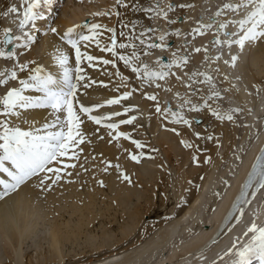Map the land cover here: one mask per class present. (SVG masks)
Instances as JSON below:
<instances>
[{
	"label": "bare ground",
	"instance_id": "bare-ground-1",
	"mask_svg": "<svg viewBox=\"0 0 264 264\" xmlns=\"http://www.w3.org/2000/svg\"><path fill=\"white\" fill-rule=\"evenodd\" d=\"M21 1L23 0H0L1 36L3 29L5 27L15 29L14 26L18 25V29L16 28V32L18 34L17 37H19V39H17L16 37L15 39L16 42L20 41L21 39H24L26 34H28L27 26H25L23 29L19 27V21L20 19H22L23 8L25 7V5L24 3H22L21 9L18 11L19 14L12 13L9 11V9L13 6H16V4H18ZM56 1H60V0H52V3L50 5H45L42 0L41 5L45 7V15L53 14L52 6L56 4ZM107 1L116 2V0H107ZM152 1L153 2L151 4L152 5L151 9L153 10L156 1L159 0H152ZM93 2L94 0H81V3L83 4L84 7L93 6L92 5ZM135 2L136 1L129 0L127 4H125L124 1H121V4L124 3L125 5L119 7L118 10L119 18H117L116 21L117 28H115L114 32H109L108 29L110 27L107 26L102 21L96 23L102 25L101 28L96 30L98 35L93 40L87 41V43L90 44V47L91 49H93L95 54L100 52L99 48L101 46L103 47L111 46L112 36H115L116 43L118 42L121 36H123V38L122 41L119 42V44L124 42L128 43V40L126 38L128 36H126L125 29L128 25L129 20L132 18L130 16L136 13L134 6L137 3ZM206 2L207 0H196L194 5L195 12L201 14L197 19L202 25L209 22V16H211V14H215L214 9L219 8V6L222 7V5H224L225 3L240 4L241 0H219V2L216 5H214L216 3L214 2V0H209L208 3L212 5L210 7L212 10L210 12H208L209 9L207 11L206 5L208 4ZM163 3H164L163 4L164 8L163 9L161 8L160 10L163 11L164 13L167 10V6L165 5L166 2ZM97 4L99 5V3ZM144 10L145 9H142V11ZM251 10L252 9L250 5H244L240 7L239 18L242 19ZM232 11L233 10H229L230 13ZM218 12L222 14L221 11ZM81 14H83L81 13V11L75 13H69V14H66L64 12V18L57 20L56 26L61 28L66 26H72L73 24L83 20ZM221 14L217 16V23L218 22L226 23L234 30L235 26L232 27L233 25L229 23V19H225L224 17H222L223 15ZM98 16L102 20L107 19L106 15H98ZM45 17L46 16H42V20H45ZM170 18L171 17H169V19ZM114 19L115 17L113 18V21ZM188 22H189V26H187L188 23H186L185 24L186 26L184 25L185 27L184 28L182 27L181 29L182 31H185V28L188 27H190V30L193 29V27H191L194 25L193 19L191 21L188 20ZM75 26L82 28V26H78V24H76ZM213 26L217 27L216 24H213L209 29L210 30L213 29L214 28ZM41 28L43 27L41 26ZM236 29L240 37L243 34V30H241L239 27H237ZM91 31L92 29L90 28V32L88 35L91 34ZM121 33H123V35H121ZM218 33L219 31L217 32V34L214 35H218V39L222 41V43H220L221 45L217 44L216 46L218 45L223 46L224 49L223 48H221L223 50L219 49L221 51V56L216 58L215 61V66H217V70L215 69L214 64L211 62V59H209V57H207L205 54L206 51L204 49V44H203L204 39L199 38L197 35H195L197 37L192 35V37L195 38L189 45L188 54L190 53V59L192 58L194 62L192 63V65H189L187 63L185 64L181 63L182 65H180V61L182 60V58H184V56H180V53L177 54L175 48L171 47L172 45L171 46L169 45L170 48L169 46L167 47L169 48V51L168 50L162 51L159 48H156L155 51H157L158 49L159 50L154 54L151 53L150 55L152 62L153 61L154 63L158 62L156 66L153 63L154 67L160 68L162 66L163 64L162 60L163 61L166 60V55H167L166 52L168 51L167 53H169L170 56L171 55L173 56L172 57L173 63L174 61H176L174 65L170 64V62L168 63V61H170V58H168L169 60L167 61V63L168 65H171L170 69L168 70L171 71L177 70V73L173 72L175 74L174 76H170L168 78L166 77L163 79H159L158 77H154V76L148 77V79L151 78L153 79V82H151L152 84L150 85V87L152 86L153 88L152 93L150 94L148 92H142V94L144 93V96L146 97V100L148 102L140 104L142 110L141 112L135 113L136 111H132L131 109L130 111H128V113L124 114L127 117V119H129L130 117H135V119L131 124L128 125L120 124L119 122L123 119H119L118 116L111 115V113L117 111V109L122 110L124 108L123 105L125 101H122L119 104H115L113 106L112 105L107 106V108L102 107L98 112L94 111L93 114H96L95 116L105 117V119H103L100 124H96L94 121L87 120L86 117H82L81 124L83 125L80 126L79 130L82 129V131L80 132L84 135V142L82 144L76 145L75 148H70L68 157L60 158L61 160H63L65 164H74L76 165L75 167L65 168L64 171L61 173V179L57 181L55 184H51L50 187L48 185L51 183V181H45L44 185L40 184L39 181L40 179L43 178L44 174L38 173L37 176L32 177V179L28 184L24 185L23 187L20 186L14 192H11L9 195L3 198H0V263H2L3 259L5 261V257L6 258L8 257L9 258V260L7 261L8 264H21L26 254V251L22 248L23 244L29 242L31 244L37 245V243L41 244L43 241L48 243V250L45 249L47 250L46 251L47 256L40 259L49 260L50 263L61 264L64 256L66 255L64 252V247L67 244H73V245H75L76 243L78 244L79 241H82L83 244L84 243L87 244L90 247V250L92 251L98 250L99 252L102 251L103 249H111V247L116 246V248L111 249L110 252H108L107 250L104 251L101 254V256H99L98 258H91L89 260L87 259L88 261L86 260V262L84 263L78 262L79 264H122V263L132 264L130 262L133 261L134 263V260L140 261L148 257L150 259L152 258L151 256L154 253L155 255L153 257L155 258V261L158 262L160 258L156 254L161 251L160 248L162 246L167 247L166 248L167 254L165 258L159 260V263L161 264L180 263V261H178L177 259L180 257L181 253L185 252L188 248L192 247L194 243H196L204 235V232L201 229H200L201 231L197 229L200 225L202 226L201 224L202 221H200V218L204 216V213L206 212L205 210L208 207L207 205L212 203L216 206V209L214 210L211 209V211L208 213L207 216L208 222H210L209 224H214V221L219 220L220 218L221 213H219L220 212L219 210L226 203L228 197L233 193L234 184L236 181L235 177L230 176L231 179L228 178L229 173H226V169L220 170L221 168L219 167V164L221 163L219 162V159L221 158L219 156L221 155L218 154L216 148H210V150L212 149L211 153H206L204 155L201 154V156L198 155L197 153L196 154L198 156L195 154V149L199 151V149L208 146L210 144L209 141L211 140H213V144L218 146L219 145L218 142L226 138L227 140H229L228 143L227 142L226 143L230 145L232 150V151L224 152L226 153L224 157L229 159L228 161H230V163L227 161L229 163V165H226L227 170H230L229 169L230 165L233 166V162L237 161V158L240 157V162L237 161L239 162L240 165H238V167L236 168L237 170L239 168V172H242L241 170L243 166L244 167L250 166L252 157L255 155V153L257 152V150L260 148L261 144L264 141V130H261L260 128L261 131L259 133L255 132L258 129V127L261 126L260 122H264V120L263 121L258 120L259 119L258 117L260 116L259 114L260 104H264V90H261V85H260L264 81V79H259V77H261V74L264 73V39H257L250 41L249 43L245 44L243 47H241L239 44L237 45L233 44L227 46L226 45L227 43H223V41L232 39L234 36L233 35L225 36L223 34V38H222V36H220V34ZM177 34L178 32H176V35ZM209 36L210 35H208L207 38H205V42L209 40L207 44L210 46L212 42H210ZM148 37L150 38L151 35H149ZM97 40L99 41V44L96 43ZM149 40H146L147 41L146 44L149 45V49H154V47H151V45H153V42L152 41L149 42ZM58 41L59 40L57 39L56 36H52L47 39H44L42 41L43 43L41 47L36 48L35 46L34 48H31L28 54L29 56L28 57L29 62L27 63L28 68L26 69L28 71L31 70L30 73L34 74L32 70L35 68L36 64L41 63L48 69V71L54 72V66L50 63V59H53L57 53H60L61 48L63 49V46H61V44H59ZM178 42L179 44H181L184 41L181 39V37H179ZM168 43H170V40H168ZM129 46L132 48V45L130 43ZM85 47L88 48V46H85V44L84 46L80 45L81 51H85L86 50ZM42 48L43 50H46L44 55H42L41 52H39V49ZM64 48H65L64 52L66 53L65 55H67L69 59L73 58V54L71 50L65 45ZM197 48H199L200 51L198 52L195 51V49ZM0 49L5 51L3 49L1 41H0ZM133 52L135 51L132 50V53ZM237 52L239 55L237 54ZM125 54H127V52ZM60 55L62 54L60 53ZM233 56L237 58L234 62L232 60ZM106 59L111 60L109 57H107ZM224 60H227V62L225 63ZM159 61L161 65L159 64ZM146 64L148 65V63ZM112 65L114 67V64ZM193 65H197L198 67L194 68ZM201 65L203 66L201 67ZM154 67L152 68L154 69ZM147 70L149 71V69ZM162 71L167 72V70H162ZM214 71L216 73L218 72V74L224 79L223 81H225L224 83H226V87L229 94L230 95L232 94L234 98H236L239 101H243L245 104H250L252 111L256 113L255 116H252V114H249L247 112L245 121L250 120L249 122H252L253 125H250L249 127L248 126L244 127L245 130L243 131V134H241L240 136H238L239 134L237 133V125H238L236 123L237 120L233 121L234 119L233 120L231 119L232 120L231 122L228 121L222 122L221 124L224 123L222 126L224 130H226V133L225 134L222 133V131H220L217 128L223 136H219V134H217L215 135L216 136L215 137L214 135L211 134V132L208 131L200 132V128L203 129V127H208L207 125L208 123H206V115L204 113L205 111L202 112L201 109L199 108L196 110V114H197L196 116L203 118V123L200 125H197L195 123L194 117L189 116L190 117L189 118L188 116H184L185 113L183 114V112H185L183 110L185 106L181 101H179L178 97L179 95H182L184 91H188V90L195 91L193 88L194 84L198 85L197 88L198 90H196V93L199 92L197 95L200 96L199 98L201 97L202 99L205 97L207 98V93H209L210 95V92L217 93L214 91V89H216V86L214 85L213 79L211 77L213 75L211 73L215 74ZM88 73L90 74L91 72ZM111 73H112L111 76L103 77V78L102 76L93 74L91 78L87 77L84 80L86 82L87 85L86 89H88L87 91L90 98L101 102L104 99H108L110 97L112 98L121 97V93L119 91L120 88L126 89L125 91L127 92L133 89V94L131 95V97L134 99L133 102L139 103L140 95L135 94V92L138 91L135 88V84H134L136 82V79L135 78L132 79L131 75L125 71H116L115 69H111ZM173 73L170 74L172 75ZM41 75H45V74L41 72ZM142 76H141L142 78L140 77L139 78L145 81L146 76H144V73ZM20 77L21 74L17 76V78ZM207 77H210L211 79L209 80L207 79ZM108 86H112L111 89H114L111 90L110 93H107L106 91V87ZM107 89H110V87H108ZM116 89H118V91H115ZM43 95L44 94H40L41 97ZM149 95H155L157 99L155 101L149 100L148 99ZM168 100H170L172 103L171 107L165 106ZM194 102L195 101L193 100V103ZM157 104L159 106L163 104V107L161 108L162 110L163 108H170L171 112H176L179 115L183 116L185 119H188L191 122L190 126L184 124L185 126L183 125L181 129L178 128L179 126H175L180 123L174 122V118L172 117L171 112L164 113L163 118L166 117V122L165 121L163 122V119L161 121L160 113L162 112L158 113L156 111ZM77 105L78 104H76L75 107L78 113ZM216 110L217 111L219 110L221 113H223L225 115L224 117L229 116L228 114L229 109L225 110L224 112V110L218 107V109ZM14 112L20 113L18 117H22V116L26 117L25 121H27V128H31L28 125L29 123L31 126L36 127L43 124L44 122H48L50 120L53 121L55 119V115H57L54 114L53 110L50 107L21 109L19 108V106H17ZM59 115L64 116L66 114H59ZM11 116L13 118L16 117L17 115L13 114ZM141 117H144L145 119L142 122L143 125L139 122V119ZM137 118H138V124L136 123ZM162 122L164 123V126L170 124V122L171 124L173 123V126L171 128L169 127L170 129L167 128L168 130L167 129L165 130L160 125L162 124ZM108 123H116L119 125V127L116 129H109L107 127L102 129V127H105V125H107ZM14 124L15 121L13 122V124L12 122H10L11 126H13ZM218 124L220 125V123ZM129 126L132 128L131 131H138L139 134H143L144 132L142 130L145 131L146 129L145 133L147 132V136H146L147 138L141 135V137H145V138L137 139L144 145L143 148H137L136 145L133 143L134 139L125 138L123 136L117 137L115 139L113 138L116 137L117 132H125L129 134L128 132L130 131V129L128 128ZM157 127H158V132H156ZM161 127L163 128V131L162 130L159 131L160 129H162ZM22 128H23L22 130L26 131V128L24 126H22ZM173 128L176 129L175 132L172 131ZM198 128L199 130H197ZM223 128L221 127V130ZM54 129H59V128L57 126H54L49 128L48 129L49 131L43 128L36 135H46L48 132H58L57 130L53 131ZM217 129L214 131L218 133L219 131ZM197 132L200 133L199 136L195 135V133ZM98 133H99V138L97 135ZM208 137H211V139H209ZM214 140L218 142L215 143ZM182 141H188L190 144L193 145V147L191 148L185 147V144L182 143ZM250 141H251L250 146L253 145V147H249L248 144V148L246 147L247 148L246 151L243 152V149L245 148L244 146L246 145L245 142L248 143ZM223 142L224 141H222L220 145H222ZM226 143L224 145H226ZM213 144L210 145L212 146ZM153 146H156V153L147 157L146 159L145 158L142 159V157H145L144 152L146 147H148L149 150L152 152L154 148ZM220 147L222 148V146ZM218 150H220V148ZM72 151L77 152V157L74 158L71 156ZM134 151L137 152L135 155L140 156L139 162L133 161L130 158L129 153L134 154ZM141 153H143L142 156L140 155ZM235 155L236 158H234ZM191 156L193 157V159H191ZM217 156L219 159L217 158ZM190 159L192 160L191 164H193V166L189 169L179 172V168H181L182 163L186 162L187 160L189 162ZM167 160L168 161L174 160V162L178 166V167L176 166L178 168V171H174L173 169H171L174 178V181L172 180L174 189L172 187L171 188L175 190V192H173L174 195H177L178 197L179 196L178 194H180L179 197L182 196L181 197L182 204L180 205V208L179 207L177 208L176 212L173 214V217H169L167 221L160 223L157 229L156 230L154 229V231H152L153 234L152 233L147 234L142 239L138 241H134L130 245V246H135L136 248L141 246V250L135 249L136 251L132 255H129L130 257L127 258L123 257L122 259H120L118 258L117 255L119 253H122L121 251L123 250V248L119 249L117 247V244L125 243V241H127L126 239L129 236L131 237V235L136 232L138 226L144 220L145 215L148 214L152 209H154L153 206L155 205L154 203L155 199L153 200V198L155 197V189L158 186V183L160 182L158 178H160L164 170L167 169L165 166L167 163L164 164L165 161ZM231 160L233 161L232 163ZM6 164H8V166H11L9 162H6ZM161 164L163 165L160 166ZM116 165L120 166L119 169L116 167ZM200 165H206L208 168H206V166L205 167L203 166L205 171L203 169L202 172L197 173L196 172L197 169L195 166L199 168ZM52 166L59 167L61 165L57 164L56 162H53ZM105 168H107L108 170L104 171ZM175 172H177L178 178H176L177 174H175ZM69 173H71V175H69ZM122 173L128 175L131 182L123 180L121 175ZM225 174H227L226 177L228 178V180L233 181L234 184L231 186V188L227 189L226 192L224 193L221 192L222 193L220 194L221 198L220 196H216V193L215 195H212L211 191L213 190L211 189L217 188L214 191L219 190L217 184L220 185L222 188L225 187L224 180L223 181L221 180L222 179L221 177H225L223 176ZM48 175L52 177V179H55V176H53V174L49 173ZM0 179H7L10 181V178L7 177L6 173H0ZM84 179L87 180V182L85 181L87 184L83 182ZM157 180L159 182H157ZM101 181L103 182L102 184L100 183ZM83 185H85L84 188H81ZM0 191H3V185H0ZM209 197L210 198L215 197V200L212 201V199H209ZM134 199L136 201L140 199L142 200L144 199L145 202L143 205L135 204L136 202ZM113 209H114L113 213L115 216L108 219L109 220L108 221L106 218L107 215L109 214L107 213L111 212V210ZM183 210H185V212L182 214ZM65 214H67L66 215L67 217H65L66 219L60 220L62 215ZM120 216L122 217V221L120 220L118 221ZM112 220L113 222L117 223L116 230H118L119 232L118 235H116L114 231H112L111 228ZM98 222H100V227L98 231H93L94 229L92 230L89 228L97 224ZM192 227H196L195 229L196 232L193 233V235L190 234L192 236L190 238H187L188 240L184 241L185 243L183 244L184 247H182V249L179 248L182 251L181 252L180 250L178 251L177 248H175L176 246L175 247L173 246L174 244L173 241H176V239L178 240L181 238L182 231H185L187 233L189 228L194 230ZM157 235L158 237H156ZM122 246H125V244L121 245V247ZM195 258H198V256L197 255L192 256L190 259L186 258L184 261H192ZM155 261L153 263H155ZM166 261H169V263H166Z\"/></svg>",
	"mask_w": 264,
	"mask_h": 264
},
{
	"label": "snow or ice",
	"instance_id": "snow-or-ice-1",
	"mask_svg": "<svg viewBox=\"0 0 264 264\" xmlns=\"http://www.w3.org/2000/svg\"><path fill=\"white\" fill-rule=\"evenodd\" d=\"M42 0H23L25 7L23 8L22 19L19 21V27L23 29L26 25L31 24L35 27V22L41 18V13L37 11L40 8ZM45 5H50L52 0H43ZM117 3H121V0H117ZM244 5H250L251 11L247 13V15L238 20L231 21V23H237L239 28L243 30V34L238 39H228L223 41V43H227L229 45L239 44L241 47L245 45V41H253L257 39H264V0H241L240 4L233 3H225L223 5V9H238ZM135 7V6H134ZM171 5H169V9L171 10ZM179 7H191V5L181 4ZM12 13H18V9L13 6L9 9ZM146 11L151 12L152 9H146ZM19 14V13H18ZM165 17L167 13H162ZM221 13L217 12L216 15L219 16ZM96 15H107V13H96ZM251 25L250 27H246L247 25ZM212 26V21L201 25L204 28H210ZM227 25L225 23H219L218 27L223 29ZM100 24H92L91 25V34L90 35H81L79 40L72 38V34L75 31V27L68 28L63 36H61L62 40H65L69 45H71L72 49L75 50V63H76V79L77 81L85 80V76L82 75L83 69L80 67L82 59H87L89 62H92L97 59L92 55H87L81 52L79 41H91L97 35V29L101 28ZM51 31L55 33L57 30L52 28ZM109 32H114L115 30L112 28L108 29ZM198 34L201 33V28L198 27L193 30ZM11 29H4V43L7 45L12 42V36L9 35ZM27 35V34H26ZM123 35V33H121ZM143 35V34H141ZM235 36V33H232ZM19 39V37H17ZM32 37L29 35L28 40L31 41ZM161 41L164 40V36H160ZM144 43L143 40L140 41ZM99 44V41H96ZM216 43H222L218 38ZM120 48H126L128 45L121 43L119 45ZM151 47H164L163 44L156 45L153 44ZM106 51L112 52L114 55H118L116 53V38L115 36L111 37V47H107ZM195 51H200L199 48L195 49ZM16 56L15 51L5 52L0 49V57L14 58ZM133 57H136V53L133 52L132 56L119 55V59L124 62L125 65H129ZM237 58L235 56L232 57L233 62ZM58 63L64 67L68 63V56L61 55L57 57ZM182 63L187 62V57L182 58L180 61ZM176 63V61H174ZM103 64H115L114 60H103ZM166 67H171V65H167ZM19 68L24 70L28 68V64H20ZM145 71L144 76L146 77H158L159 79H163L168 75L167 72H150L147 70V65H144ZM134 73H139L140 69L134 67ZM41 69L39 67L32 70L34 74L30 75L28 79H22L19 81L20 87L10 88L5 95L0 97V105H3V110L0 112V115L8 116V115H17L20 113L14 112V110L19 106L21 109H30V108H48L50 107L55 115L54 123L51 125L46 124L45 127H54L57 124L62 125V128L58 132H48L46 135H34L31 131H24L20 127L11 126L10 122L5 120H0V173H6L7 177L10 178V181L7 179H0V185H3V191H0V198H3L9 195L11 192L17 190L25 181H28L29 178L37 176L38 173H43V178L40 179V184L44 185L45 181H51L48 185L55 184L57 181L61 179V173L65 168L75 167L74 164H65L63 160L60 158L68 157L70 148H75L76 145L82 144L84 142V135L79 131L80 125L82 123L80 116L77 113V109L75 105L78 103L77 97V83L72 82V76L70 75V70L67 67H64L63 80L57 81L55 77L51 74L41 75ZM0 76H3L4 79H0V84H6L8 79H17V73L15 70L10 72V75L5 76V73L0 72ZM207 79H211L207 77ZM31 81V82H30ZM87 86V85H85ZM159 86V85H157ZM25 89H36L38 92H42L44 95L41 96H28L24 94ZM132 95V92H124L123 95L119 98H113L106 101L107 104H119L122 99H127ZM215 96H219V93H213ZM149 100L155 101L157 97L155 95H149ZM185 103H190V101H186ZM99 107L100 105H96ZM196 106L192 105V110H195ZM125 112H128L129 109L125 108ZM156 111L158 113H169L171 112L170 108H164L163 110L157 104ZM212 114L217 116L220 119H223V116L212 109ZM79 112L89 114L88 119L94 121L96 124H100L105 117H99L90 115L92 112L91 107H87L83 104H79ZM64 115V120H61V115ZM112 116L121 115L119 112L111 113ZM172 117L174 118L175 123H183L185 125L190 126L191 122L188 119H185L183 116L179 115L176 112H171ZM135 117H130L127 120H121L120 124H131ZM227 119L231 120L232 116L229 115ZM66 127V131L64 130ZM109 129H116L119 127L116 123H108L106 125ZM173 132L176 131L175 128L172 129ZM196 136H199L200 133H195ZM123 136L125 138H131L128 133L117 132L116 137ZM211 139V137H208ZM133 143L137 148H143L144 145L138 141L134 140ZM185 144V147H193L188 141H182ZM131 160L139 162L140 156L129 153ZM141 156L143 153L140 154ZM72 157H77V152H71ZM195 158V157H194ZM264 159V157H262ZM6 162H9L11 166H8ZM53 162L61 165L59 167H54ZM119 169V165H116ZM264 168V164L261 165ZM108 169L105 168L104 171ZM51 173L55 176V179H52L48 174ZM71 175V173H69ZM123 180L131 182L130 178L126 174H121ZM264 175V173H262ZM103 183L102 181L100 182ZM249 233H253L251 238V243L244 246L242 250H238L239 262L238 264H250L249 257L251 255H258L261 264H264V227H258L256 223H252V225L248 229Z\"/></svg>",
	"mask_w": 264,
	"mask_h": 264
},
{
	"label": "rangeland",
	"instance_id": "rangeland-1",
	"mask_svg": "<svg viewBox=\"0 0 264 264\" xmlns=\"http://www.w3.org/2000/svg\"><path fill=\"white\" fill-rule=\"evenodd\" d=\"M117 1V0H116ZM124 2H125V4H127V2L129 1V0H123ZM131 1V0H130ZM133 1H136L135 3H137L136 5H135V11H136V13L135 14H133L132 16H130V17H132L130 20H129V22H128V25H127V27H126V29H125V31H126V36H128V37H126L127 38V40H128V43L127 42H125V44L126 45H128V47H126L125 49L124 48H120L119 49V52H118V55H125V56H131V53H132V50H134L135 52H137L136 54L138 55V57H137V55H136V57H133V59L131 60V62H130V66L129 65H125V64H121V62H118L119 64H117V66H116V69H119V71H127L131 76H135L136 77V75H138L141 71H142V74L139 76V77H141L142 75H143V73H144V71H145V68H144V65H147L146 63H148V65H147V69H149V71H154L155 69H162V70H167V73H168V75L166 76L167 78L168 77H170V76H174L175 74L173 73V72H175V73H177V70L176 71H174V70H168V69H170V67L169 68H167L166 66L168 65V63L170 62V64H173L174 65V63H173V59H172V55L170 56L169 55V53H167L168 51H169V48H170V46L171 47H174L175 48V44L173 43V40L171 39V38H169V36L170 35H168L169 33V30H168V27H169V25H168V22H169V20H171V18L169 19V17H172L171 16V14H177V15H175V23L177 24V25H182V26H180L179 28H180V30L182 29V27L184 28L186 25V23H188L187 24V26H189V22H188V20L190 19H194L195 18V16L197 15V13L195 12V2H196V0H185V1H188V2H185L184 0H180V2H177L176 3V5H178L179 3H180V5L181 4H184V5H187V3L189 4V5H191V7H183V8H181L180 7V9H176L177 10V12L175 11V12H173V13H171V11H172V7H171V10L169 9V1L170 0H163V2H166V6H167V10H166V13H167V16L165 17L162 13H163V11H161L160 9L162 8H164V5L163 4H161V7L159 6V10H158V16H156V17H154L152 14H150L151 12H149L148 13V11H146V9L148 8H150L149 6H151V1H149V0H133ZM159 1H161L162 2V0H159ZM190 1V2H189ZM208 1L209 0H207V4L208 5H206V8H207V11H208V9H209V11L208 12H210L212 9L210 8L212 5H210V3H208ZM219 2V0H214V2H216L214 5H216L218 2ZM153 2V1H152ZM96 3V4H95ZM97 3H99V5L97 4ZM115 3L116 2H108L107 0H94V2L92 3V5L93 6H90V7H84L83 6V4L81 3V0H78V3H76L75 1H74V4L73 5H71V3H70V1H68L67 3H65V5L63 6V8H62V13L60 14V17L58 18V20L59 19H61V18H64V12L66 13V14H69V13H75V12H79V11H81V13H83V14H81V17L84 19L85 17H87L88 16V14H90V15H92L93 13H107V15H106V18L107 19H104V20H102V19H100L99 18V16L97 15V16H93L94 18H96L97 19V21H96V23H99L100 21H102L103 23H105L106 24V22L108 21V24L110 25H108V24H106L107 26H109L110 28L112 27V29H115V27H116V24H115V19H114V21H113V18L115 17V15H116V12H117V8H116V6H115ZM146 3V4H145ZM79 4V5H78ZM124 3L123 4H121V5H119V7H121L122 5H125ZM139 4V5H138ZM153 5H154V3H153ZM96 6V7H95ZM99 6V7H98ZM147 6V7H146ZM194 6V7H193ZM138 7V8H137ZM141 7V8H140ZM193 7V8H192ZM140 8V9H139ZM191 8V9H190ZM213 8V7H212ZM142 9H145L144 11H142ZM188 9V10H187ZM90 10V11H89ZM154 10V9H153ZM229 10V9H228ZM186 11V12H185ZM191 11V12H190ZM239 11H240V8H238L236 11H232L231 13L229 12V16H225L223 13L221 14V15H223L222 17H224L225 19H229V18H231V19H233V20H239L240 18H239ZM119 12V11H118ZM147 12V13H146ZM53 13V12H52ZM178 13H180V14H178ZM194 13V14H193ZM183 14V15H182ZM136 15V16H135ZM169 15V16H168ZM173 15V16H174ZM180 15V16H179ZM187 15V16H186ZM117 16V15H116ZM120 16V15H119ZM138 16V17H137ZM149 16V17H148ZM153 16V17H152ZM134 17V18H133ZM167 17H168V19H167ZM185 17H186V20H185ZM119 18V17H118ZM155 18H156V20H155ZM152 19V20H151ZM164 20V21H163ZM195 20H196V18H195ZM57 21V20H56ZM113 22V23H111V22ZM117 21V20H116ZM161 21H162V23H161ZM185 21V22H184ZM229 22H231V20L229 19ZM96 23H94V24H96ZM171 23V22H170ZM230 24H232V23H230ZM236 24V23H235ZM232 24L233 26L232 27H234V31H236L237 29V27H239V25L238 24ZM130 25V26H129ZM185 25V26H184ZM248 26H250V24L248 25ZM247 26V27H248ZM162 27V28H161ZM214 27V26H213ZM117 28V27H116ZM214 28H216V27H214ZM214 28H213V30H214ZM210 30V29H209ZM128 31V32H127ZM160 31V32H159ZM163 31V32H162ZM232 31H233V28H232ZM127 33H128V35H127ZM137 34V35H136ZM141 34H143V35H141ZM149 35H151V37L149 38L148 36ZM164 36L165 37V35H166V37H165V39L163 40V41H161L159 38H160V36ZM196 35V34H195ZM136 37V38H135ZM150 39V40H149ZM141 40H143L144 41V43H141L140 41ZM146 40H149V42L150 41H152L153 42V44H156V45H160L161 43L164 45V43L165 44H169L168 46H169V48H167L168 46H164V47H158L160 50H162V51H166V50H168L167 52H166V54L168 55H166V60H162V62H163V64H162V66L160 67V68H157V67H154V64H155V66H156V64H158V62H155L154 63V61L152 62V60H151V53H153L154 54V52H155V49L157 48V47H154V49H149V45H147L146 44ZM168 40H170V43H168ZM130 41V42H129ZM210 42H211V40H210ZM129 43L132 45V48L129 46ZM181 44H183L184 45V42L183 43H181ZM137 46V47H136ZM36 48H39V45L38 46H36ZM165 48V49H164ZM178 48V47H177ZM184 48H186L185 46H184ZM127 49H128V51H127ZM129 49H131V50H129ZM164 49V50H163ZM180 49V46H179V48H178V50ZM40 50V49H39ZM127 52V54H125L126 52ZM184 51V49H180V52H183ZM29 52V51H28ZM121 52V53H120ZM247 52V51H246ZM188 53V52H187ZM29 54V53H28ZM177 54H178V52H177ZM186 54V53H185ZM156 55V54H155ZM189 55V57H190V53L188 54ZM25 56V55H24ZM145 56H147V57H145ZM148 56H149V59H148ZM180 56H184L183 54L181 55L180 54ZM185 57V56H184ZM168 58H170V61H168L169 59ZM137 59V60H136ZM147 59V60H146ZM172 59V60H171ZM151 61V62H149V61ZM143 62V63H141V62ZM161 61V60H160ZM160 61H159V64H160ZM165 61H166V63H165ZM167 61H168V63H167ZM133 62V63H132ZM138 62V63H137ZM146 62V63H145ZM161 62V63H162ZM7 63V62H6ZM154 63V64H153ZM182 62H180V65H182V64H185V63H182ZM186 63H188V61L186 62ZM194 63V62H193ZM141 66H140V65ZM152 66H151V65ZM12 66V65H14V63H12V64H9V65H6L7 67H9V66ZM126 67H125V66ZM133 65V66H132ZM161 65V64H160ZM189 65H192V64H189ZM128 66H129V69H128ZM164 66H165V68H164ZM0 67H1V64H0ZM131 67V68H130ZM134 67H136V68H139L140 69V72L139 73H134L133 72V68ZM149 67V68H148ZM152 67H154V69L152 68ZM161 71V70H160ZM171 71V72H170ZM215 72V71H214ZM9 74V70H6V72H5V74ZM91 73H94V72H91ZM170 73H173L172 75L170 74ZM216 73V72H215ZM135 74V75H134ZM90 75V74H89ZM219 75V74H218ZM220 76V75H219ZM143 77V76H142ZM166 77H164V78H166ZM221 77V76H220ZM222 78V77H221ZM134 79V78H133ZM136 79V78H135ZM259 79H264V73L263 74H261V77H259ZM137 81H142V79H136ZM145 80L146 81H148L149 83L150 82H153V79H148V77H146L145 78ZM152 80V81H151ZM224 79L222 78V82H223V85H226V83H224L225 81H223ZM264 82V81H263ZM261 83L260 85H261V90H264L263 88H264V83ZM142 83H144V82H142ZM135 84V83H134ZM152 83H150V85H151ZM149 85V86H150ZM6 86H7V83L6 84H0V97H2L3 95H5V93L8 91L7 89H6ZM194 86V85H193ZM108 87H110V89H107ZM108 87H106V91H107V93H110V91L111 90H114V89H111L112 88V86H108ZM194 88V87H193ZM198 88V87H197ZM153 88H152V86L151 87H149L148 88V90H152ZM109 90V91H108ZM195 90V89H194ZM198 90V89H197ZM106 91H105V93H106ZM147 90H146V88H144L143 89V92H146ZM142 92V91H141ZM152 92V91H151ZM187 92V94H188V96H194V97H197V98H189L190 100L191 99H193V100H196L197 102H200V101H208V103L210 104V106H209V108H214V109H218V107L219 108H221L222 110H224V112H225V110H228L229 109V112H228V114L229 115H231V109L230 108H226V109H223L224 108V106H225V102L223 103L222 102V100H221V103H217V102H213V101H215V100H213L212 99V97H208L209 96V93H207V98L205 97V98H203L202 99V97L201 98H198V93L199 92H197L196 93V90L195 91H184L183 93H186ZM195 92V93H194ZM213 92V91H212ZM227 92V91H226ZM182 93V94H183ZM214 93V92H213ZM213 93H211L210 92V95L211 94H213ZM227 93H229V92H227ZM136 94V93H135ZM181 94V93H180ZM194 94V95H193ZM137 95H140V97H139V105L140 104H143V103H146V102H148L147 100H146V98H145V96L142 94V93H138ZM144 96V97H143ZM136 97V96H135ZM143 97V98H142ZM218 97V96H217ZM181 98V95H179V97H178V99H179V101H181L182 103H183V101L180 99ZM211 98V99H210ZM132 98H130V97H128L127 98V100H124V99H122L123 101H125V102H127V101H130ZM146 100V101H145ZM193 100H191V101H193ZM196 101L194 102L195 104H196ZM122 102V101H121ZM141 102V103H140ZM219 102V101H218ZM213 103V104H212ZM242 103H244L243 101H242ZM184 104V106L186 107H184L183 108V110L185 111V112H183V114H184V116H190V114H188V112H187V110L186 109H188V107H187V103H183ZM186 104V105H185ZM245 104V103H244ZM115 105V104H114ZM205 105H206V102H205ZM216 105V106H215ZM221 105V106H220ZM247 105V104H246ZM250 105V104H249ZM251 106V105H250ZM131 106H129L128 107V109H129V111L131 110V108H130ZM242 109H243V106H242V104H241V106H240ZM3 105H1L0 106V111H2L3 109ZM121 109V108H120ZM124 109V108H123ZM122 109V110H123ZM200 109V108H199ZM105 110V109H104ZM118 110V109H117ZM182 110V111H183ZM203 110V109H202ZM201 110V111H202ZM217 111V110H216ZM104 112V111H103ZM218 113L220 112L219 110L217 111ZM241 112H242V110H241ZM247 110H246V108L244 107V109H243V112L242 113H239V115L241 116V118H243V122H242V129L241 128H238V121H236V123L238 124L237 125V133L239 134L238 136H240L241 134H243V131L245 130L244 129V127H246V126H250V125H253L252 124V122H250V125L248 124V122L250 121V120H246L245 121V117H246V114H247ZM204 113H206V112H204ZM161 114V113H160ZM220 114V116L222 115L223 117L225 116L223 113H219ZM163 115V114H162ZM238 115V116H239ZM232 116V115H231ZM164 117V116H163ZM260 117V116H259ZM258 117V118H259ZM190 118V117H189ZM227 117H224V119L223 120H221V121H219V122H214V121H212V123H211V120H213V118H212V115L210 114L209 115V119L207 120L208 122L207 123H209V124H211L212 125V135H214L215 136V134L217 133V132H215L214 130H216L217 128L220 130V131H222V133H226V130H224V128H223V124H221L222 122H224V121H228V122H231L234 118H233V116H232V120H229V119H226ZM240 118V117H239ZM163 119V118H162ZM162 119H161V121H162ZM165 119V118H164ZM262 119V120H261ZM258 120H260V121H263L264 120V118H260V119H258ZM233 121H235V120H233ZM248 121V122H247ZM164 122V121H163ZM162 122V124L164 125V123ZM165 122H166V119H165ZM214 122V123H213ZM168 123V122H167ZM218 123H220V125L218 124ZM245 123H246V125H245ZM162 124H160L162 127H163V125ZM166 125V124H165ZM168 125H170V126H168ZM184 125V124H183ZM167 126V127H166ZM166 126H164L165 128V130L168 128V129H170L172 126H173V123L171 124V122H170V124H167ZM175 126H179L178 128H180V124L179 125H175ZM185 126V125H184ZM161 127V128H162ZM170 127V128H169ZM221 127L223 128L222 130H221ZM129 129H130V131H128L129 132V134H130V136H131V139H134V140H137L136 138H135V134H133L132 132L133 131H131L132 130V128L129 126L128 127ZM182 128V127H181ZM180 128V129H181ZM203 128H205V127H203ZM167 129V130H168ZM217 129V130H218ZM126 130H128V129H126ZM154 130H155V128H154ZM163 131V128L162 129H160L159 131ZM197 130H199V128L197 129ZM203 129L202 128H200V132H203L202 131ZM218 130V131H219ZM239 130V131H238ZM144 133H145V131H146V129H145V131L144 130H142ZM218 132V134H219V136H223L222 134H221V132ZM142 132V133H143ZM156 132H158V127H157V129H156ZM215 132V133H214ZM140 134V137H139V139L140 138H145L146 136H147V132L145 133V134ZM98 135V138H99V133L97 134ZM139 135V134H138ZM141 135L142 136H145V137H141ZM217 135V134H216ZM147 138V137H146ZM226 138H224V139H222V141H224L225 143L227 142L228 143V141L229 140H225ZM148 140V139H147ZM150 140V139H149ZM221 140L218 142V141H215L214 140V142L215 143H217L218 142V144L220 145L221 144V142H222ZM223 142V143H224ZM209 143L210 144H213V140H211V141H209ZM222 143V145H220V146H222V148H223V146H224V148L222 149L219 145L217 146V145H215V144H213L212 146L209 144L208 146H206V147H204V148H206L207 150L209 149V152L208 151H205V153L204 154H206V153H211V150H210V148H216V150H217V152H218V154L219 155H221V156H219L221 159H219L218 158V156H217V158L219 159V162L221 163V164H219V167L221 168L220 170H224V169H226V173H229V172H233L234 171V169H236L237 170V168L236 167H238V165H239V162H237V161H232L231 160V163L233 162V166H231L230 165V170H227V167H226V165H229V163H230V161H228L229 159H227V158H225L224 156L226 155V153H224V152H227V151H232L231 150V147H230V145H228L227 143H226V145H224ZM148 144V143H147ZM150 144V143H149ZM245 144H247V142H245ZM249 144V143H248ZM247 144V145H248ZM216 147H215V146ZM246 145V147L248 148V146ZM228 147V148H226V147ZM220 148V150H218L219 148ZM246 148V149H247ZM147 150H149V148L148 147H146V149H145V152H144V155H145V157H142V159H146L147 157H149V156H151V155H153V153L151 152V154H146V152H147ZM219 151H220V153H219ZM198 154V155H200L201 156V154H200V149H199V151L198 150H196L195 149V154ZM196 154V155H197ZM204 154H202V155H204ZM217 154V155H218ZM197 155V156H198ZM222 156H223V158H222ZM234 158H236V155H235V157ZM191 159H193V157L191 156ZM190 159V161L188 162V160L186 161V162H183L182 163V165H181V168H179V172L180 171H183V170H186V169H189V168H191L192 166H193V164H191L192 163V160ZM226 159V160H225ZM238 159H240V157L238 158ZM225 160V161H224ZM229 163H228V162ZM167 163V164H166ZM226 163V164H225ZM164 164H166L165 166H166V170H164V172L161 174L162 176H163V174H164V176L162 177V176H160V178H158V180H160V182L157 180V182H159L158 183V186L156 187V189H155V197L153 198V200H154V203H155V205L153 206L154 207V209H152L148 214H146L145 215V218H144V220L142 221V223L138 226V228H137V230H136V232L134 233V234H132L131 235V237L128 239H126L127 241H125V243H123V244H125V246H122L121 247V245H123V244H121V243H119V244H117V247L119 248V249H121V248H123V250L121 251L122 253H119L117 256H118V258H120V259H122L123 257H125V258H127V257H130L129 255H132L136 250L135 249H139V250H141V246L140 247H138V248H136L135 246H130L134 241H138V240H140V239H142L145 235H147V234H150V233H152L153 234V232L152 231H154V229L156 230L157 229V227L159 226V224L160 223H162V222H165V221H167V219L168 218H166V219H162L161 218V216H163V215H165V214H169V215H171L173 212H176V210H177V208L179 207L180 208V205L182 204V200H181V197H179L180 196V194H178L179 196L177 197V195H174L173 194V192H175V190H173L174 189V185H173V181H174V178H173V174H172V172H171V169H173L174 171H178V166H177V164L174 162V160H172V161H165V163ZM189 164V165H188ZM191 164V165H190ZM163 164H161L160 166H162ZM171 166V167H170ZM177 166V167H176ZM203 166L205 167L206 165H200L199 166V168L197 167V166H195L196 167V169H197V173H200V172H202L203 171ZM162 168V167H161ZM177 168V169H176ZM206 168H208L207 166H206ZM236 170H235V172H236ZM204 171H205V169H204ZM171 174V175H170ZM175 174H177V172H175ZM166 175H168V176H166ZM226 175L227 174H225V175H223V176H225V177H221V178H223V180H224V182L225 183H227L226 181H228L229 182V180H228V178L229 179H231V177H230V175H229V177L227 178L226 177ZM177 177L176 178H178V174L176 175ZM218 178V177H217ZM225 178V179H224ZM87 179V178H86ZM169 179V180H168ZM173 180V181H172ZM87 182V180H83V182L85 183V184H87L86 182ZM163 182V183H162ZM170 182V183H169ZM172 182V183H171ZM160 183H161V185H160ZM163 185V186H162ZM84 186L85 185H83L81 188H84ZM173 189H172V188ZM217 187L220 189H223V191L225 192V190H226V186L224 187V188H222L220 185H218L217 184ZM162 188H164V189H162ZM172 190V191H171ZM157 191V192H156ZM222 191H220V190H218V191H211V194L212 195H215V193H216V196H219L220 194H222L221 193ZM223 192V193H224ZM165 198V199H164ZM176 198V199H175ZM179 199V200H178ZM209 199H212V201L213 200H215V197H213V198H210L209 197ZM135 200V199H134ZM138 201H139V203H138ZM138 201H136L135 200V204H140V205H143L144 204V199L142 200V199H140V200H138ZM165 202V203H164ZM206 211V210H205ZM114 209L113 210H111V212H109V213H107V214H109V215H107V220L108 219H110L111 217H114L115 215H114ZM151 213V214H150ZM171 213V214H170ZM51 215V214H50ZM67 214H65V215H62V217L60 218V220L62 219V220H64V219H66L65 217H67L66 216ZM64 216V217H63ZM109 216V217H108ZM121 218V219H120ZM200 218V217H199ZM146 219V220H145ZM204 219V218H203ZM122 221V217L120 216L119 217V219H118V221ZM109 221V220H108ZM153 221V222H152ZM113 220L111 221V224H112V226H111V228H112V231H114V233L116 234V235H118L119 234V232H118V230H116L117 229V223H115V222H113ZM157 223V224H156ZM110 224V223H109ZM156 224V225H155ZM196 225H198V224H196ZM94 226V227H93ZM93 226H91V227H89L90 229H94L93 231H98V229H99V227H100V222H98L97 224H95V225H93ZM48 227V226H47ZM156 227V228H155ZM141 228H142V233H144V234H141ZM194 230L196 229V227H192ZM191 228H189L188 229V231H190V232H188L187 231V233L185 232V231H182L181 232V238L180 239H176V241H173L174 242V244H173V246L175 247V248H177V250L179 251L180 249H182V247H184L183 246V244H185L184 243V241H186V240H188L187 238H190L192 235H193V233H195L196 232V230L194 231V230H190ZM144 230V231H143ZM147 230H149V231H147ZM147 231V232H146ZM184 232V233H183ZM189 233V234H188ZM190 235V234H192V235H190V236H188V235ZM140 236V237H139ZM180 236V235H179ZM186 236V237H185ZM156 237H158V235L156 236ZM184 238V239H183ZM83 240V239H82ZM182 240V241H181ZM181 241V242H180ZM81 242V243H80ZM178 243V244H177ZM36 244H31V243H29V242H27V243H25V244H23V246H22V248L26 251V254H25V256H24V259H23V261H22V263L21 264H57V263H50L49 262V260H46V259H43V260H41L40 258H43V257H45V256H47L46 255V251L48 250V243H46V242H42L41 244H38L37 243V245L35 246ZM41 245V246H40ZM177 245H179V246H177ZM25 246V247H24ZM87 244H83V242L82 241H79V243L77 244H75V245H73V244H67L65 247H64V252H65V256H64V258H63V261H62V263L61 264H79V263H84V262H86V260L88 259H91V258H98L99 256H101V254L104 252V251H108V252H110L111 251V249H113V248H116V246H114V247H111V249H103L102 251H98V250H90V247L88 246ZM131 247V248H130ZM36 248V249H35ZM166 246H162L161 248H160V252L159 253H157L156 255H158V257L160 258L159 260H161L162 258H165V256H166V254H167V251H166ZM180 248V249H179ZM45 249H47V250H45ZM127 249V250H126ZM125 250V251H124ZM163 250V251H162ZM76 251V252H75ZM95 251V252H94ZM115 251H117V250H115ZM124 251V252H123ZM182 250H180V252H181ZM42 252V253H41ZM68 254H70V255H68ZM72 254V255H71ZM77 254V255H76ZM128 254V255H127ZM179 254V253H178ZM31 255V256H30ZM33 255V256H32ZM74 255V256H73ZM155 255V253L154 254H152V258H150L149 259V257L148 258H145L144 260L142 259V260H140V261H135L134 260V263H133V261L132 262H130V263H132V264H161V263H159V260H158V262L157 261H155V258L153 257ZM28 257V258H27ZM157 257V256H156ZM154 258V259H153ZM146 259H148V260H146ZM9 260V258L7 257H5V261H4V259H3V261H2V263H0V264H8V261ZM45 260V261H44ZM87 260V261H88ZM32 261V262H31ZM142 261V262H141ZM149 261V262H148ZM155 261V263H153ZM79 262V263H78ZM136 262V263H135ZM144 262V263H143ZM148 262V263H147ZM122 264H124V263H122ZM126 264V263H125Z\"/></svg>",
	"mask_w": 264,
	"mask_h": 264
}]
</instances>
